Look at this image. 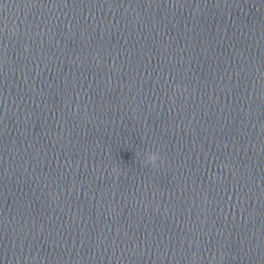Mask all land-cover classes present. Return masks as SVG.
Segmentation results:
<instances>
[{
    "label": "clouds",
    "instance_id": "1",
    "mask_svg": "<svg viewBox=\"0 0 264 264\" xmlns=\"http://www.w3.org/2000/svg\"><path fill=\"white\" fill-rule=\"evenodd\" d=\"M156 159H157V157H156V155H149L148 156V160L150 161V162H152V163H154L155 161H156Z\"/></svg>",
    "mask_w": 264,
    "mask_h": 264
}]
</instances>
